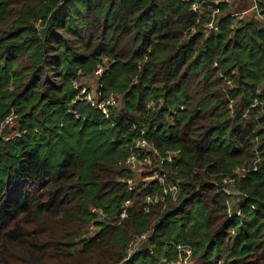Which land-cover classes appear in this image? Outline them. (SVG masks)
Returning <instances> with one entry per match:
<instances>
[{"label": "trees", "instance_id": "obj_1", "mask_svg": "<svg viewBox=\"0 0 264 264\" xmlns=\"http://www.w3.org/2000/svg\"><path fill=\"white\" fill-rule=\"evenodd\" d=\"M233 1L0 0V264H264V0Z\"/></svg>", "mask_w": 264, "mask_h": 264}, {"label": "built area", "instance_id": "obj_2", "mask_svg": "<svg viewBox=\"0 0 264 264\" xmlns=\"http://www.w3.org/2000/svg\"><path fill=\"white\" fill-rule=\"evenodd\" d=\"M253 1H254V4H253V7H252V11H255V12L257 13V15H260L259 12H258V6L255 4L256 0H253ZM193 9H194L195 11H198V10H199V6H198L197 4H194V5H193ZM261 19L264 20V17L261 16ZM210 28H211V29H214V30L217 31V28H215L213 24L210 25ZM101 70H103L102 67H100V68H99V71L96 73L97 76H100V75H101ZM84 93H85V91L82 92V94H84ZM86 99H87V101L89 102V104H90L92 107H94V108H98V109L104 111L105 113L108 112L107 109L105 108V106L97 101L96 97H94V96H92V95H88V96L86 97ZM112 105H114V102H113V101H112ZM11 121H12V119H10V120L7 122V124H8V123H11ZM139 146H140L141 149H144V148L147 147V144H146L145 142H141V143L139 144ZM169 161H171V158H169ZM128 164H129V166H130L132 169H135L136 164H137V163H136V160H135V157L131 156V157L129 158V160H128ZM148 165H149V161H145V162H143L141 165H138V164H137V166H138L137 169H139V168H143L144 166H148ZM243 173H245V169H239V170H237V174H243ZM154 178L160 180V181L163 183V180H161V178H159L158 176L155 175ZM171 191L174 192V194H176V188H175V187H172V188H171ZM93 212H96V210H94ZM122 218H123V219L126 218V215H123ZM91 228L93 229V234H94V233H95V228H94V226H91ZM144 238H145L144 236L140 237V238L138 239V242L136 243V245H138L139 243H141V242L144 240ZM136 245H135V246H136ZM139 245H140V244H139ZM185 253H186V255H187V258H190V257H191V251H190V250H187V249H186V250H185ZM180 262H183V261L181 260ZM184 263H185V264H189L188 259H187L186 261H184ZM179 264H180V263H179ZM181 264H182V263H181Z\"/></svg>", "mask_w": 264, "mask_h": 264}, {"label": "rangeland", "instance_id": "obj_3", "mask_svg": "<svg viewBox=\"0 0 264 264\" xmlns=\"http://www.w3.org/2000/svg\"><path fill=\"white\" fill-rule=\"evenodd\" d=\"M234 1L242 2V0H234ZM238 9H240V8H238ZM152 171L153 170L150 167L148 168L147 166H144L143 168H139L138 170H136L135 171L136 172V180L134 181V183H132V186L134 187L141 182H147L150 178L145 176V174H151ZM89 232H90L89 235L93 234V229L91 227L89 228Z\"/></svg>", "mask_w": 264, "mask_h": 264}]
</instances>
